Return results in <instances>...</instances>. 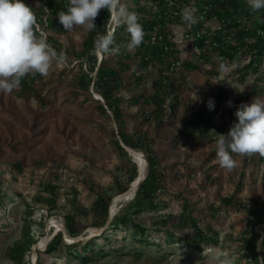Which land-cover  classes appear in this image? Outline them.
<instances>
[{"label": "rangeland", "instance_id": "1", "mask_svg": "<svg viewBox=\"0 0 264 264\" xmlns=\"http://www.w3.org/2000/svg\"><path fill=\"white\" fill-rule=\"evenodd\" d=\"M140 1L139 5L131 0L124 4L139 16L144 13L139 9L145 6L147 11L144 14L147 16L148 11H155L154 5L159 3L158 0ZM194 7L191 9L194 10ZM243 21V24L247 23L245 18ZM179 22H168L165 30L177 41L179 55L186 58L185 61L199 60L193 41L185 36L188 23ZM205 24L208 27L206 34L211 37L218 23L209 21ZM86 34L83 29L76 28L58 36L68 47L63 49L68 60L64 66L54 67L47 77L43 88L47 96L44 104L47 105L42 106L40 99L35 102L34 98L28 100L24 97L20 102L26 108L14 113L15 123H0V264H16L9 251L15 242L25 238L26 216L30 206L34 209L31 218L37 221L31 230L36 242L25 256V264H39V257L43 264H224L225 261H230V264H259L239 257L243 232L250 223L248 212L238 202L224 205L222 201L227 196H234L235 201L252 206L264 202V157L258 154L245 156L240 167L215 176L210 174L212 166H206L208 161L204 153L200 158L202 162H186L187 158L183 162L171 161L163 165L164 173L159 165L160 186L154 198L159 202L158 208L145 210L137 216V221L147 227L150 243L140 242V236H135L129 226L112 225L114 217L134 198L121 199L113 207L116 196L125 192L132 183L128 178L133 163L137 170L138 165L127 151L125 155L117 150L114 139H118L120 144V134L112 113L109 112V116L99 108L103 102L91 92V88L86 91L73 84L81 69H89L88 61L76 55ZM246 43L256 44L249 37ZM203 48L200 51H208L209 46L204 44ZM134 51L130 53L134 54ZM238 57L226 67L225 76L231 82L230 89L242 88L247 92L252 88L264 90V58H256L258 72L252 69L246 72L237 68L255 57L254 53L241 49ZM118 59V55L101 56V61L116 69H119ZM128 61L133 64L134 70L142 68L148 82L159 74V67L155 64L145 68L135 56ZM212 61H215L212 67L220 71L216 54L212 53ZM131 72L129 70L122 74L125 75V83L120 87L119 95L126 118L125 132L135 135L137 127L143 129V123L138 115L141 106H138V102L130 101V96L140 89L134 79L130 81L131 78H128ZM221 72L224 71L218 73ZM242 72L247 73L244 79ZM10 99L5 98V102H11ZM12 113L11 110L6 111V121ZM135 150L141 151L147 158L143 146ZM17 162L22 164L21 169L14 166ZM49 182L55 184L58 193L56 206L52 208L49 202L35 204L34 198L40 192L46 197L52 195L50 191L42 190L43 185ZM121 186L127 189L122 191ZM106 188L111 195L109 214L107 220L100 223L101 215L94 213L92 207L98 193ZM74 207L80 219L81 232L77 236H71L65 224V214L71 213ZM184 212L191 213L200 227L212 226L219 234V242L207 245L203 251L194 250L184 242L168 244V231L177 236L193 231L191 223L182 225L180 216ZM169 213L174 215L173 218L163 222ZM58 223L63 224L64 228L59 227ZM255 229L264 233L260 224H256ZM60 230L64 232L65 243L71 245L101 237L92 244V258L82 260V253L70 252L64 245L53 253L44 252L46 245ZM45 240L44 245L42 242ZM259 245L261 253V242ZM81 248L82 245H78V250Z\"/></svg>", "mask_w": 264, "mask_h": 264}, {"label": "trees", "instance_id": "2", "mask_svg": "<svg viewBox=\"0 0 264 264\" xmlns=\"http://www.w3.org/2000/svg\"><path fill=\"white\" fill-rule=\"evenodd\" d=\"M128 0H122V3ZM159 3L154 5L155 11H148L147 15L144 14L147 9L144 6L140 8V12H144L141 14L139 22L142 24L143 29L145 31L144 41L149 37V32L154 29L155 26L160 25L162 30L164 31V36L167 39V33L165 31L166 25L168 22H177L182 20V10L184 8H188L191 0H158ZM196 5L199 10H205L204 18L207 20H215L218 23V28L216 29L215 35L213 36V41H216L217 45L213 44L212 47H209L204 51H201L200 55H208L207 58H212L211 51H215L218 54L225 56L228 58V61L233 62L234 60H238L239 52L241 49L251 50V53H254L255 57H251L250 61L244 64L242 67H238V71L245 70L247 72L248 69H252L254 72L259 71V64L256 62V58H264V10L260 12H252L251 9L247 5V0H196ZM131 2L139 5L141 3L140 0H131ZM182 3V4H181ZM185 4L184 7L181 5ZM69 4V0H45L42 11L44 13L45 8L48 10V22L47 25L57 24L59 22L58 12L66 11ZM178 5V7H177ZM165 7V9L163 8ZM175 8L180 11L179 15H173L170 13V9ZM243 18L250 24H243ZM96 30L88 33L87 40L84 48L83 59L88 61L89 69L83 70L82 75L79 79V85L81 88L85 90H89L90 84L94 81V90L102 95L105 99L106 104L108 105L111 113L113 114V119L115 120L118 126V133L122 137L124 143L132 148H141L142 146L145 148L147 153V158L149 161V172L144 179V181L140 184L136 195L133 200L118 213L114 220L112 221V225L115 227L121 226H129L131 227L132 233L136 236L139 235L140 242L150 243V236L147 233V227L141 222L137 221V216L145 210H155L158 208L159 202L154 200L155 193L160 186L159 184V173L157 172V168L159 166L158 158L154 152V149L149 143L144 141L143 137H135L133 138L131 135H128L125 132V123L126 118L121 106L122 97L119 95V89L122 85L123 79L120 74L113 67L109 66V64L102 60L97 67L96 70V78L93 79L91 73L95 70L97 66V55L95 52L94 41L97 34H105L107 31H110L112 27L115 33V41L117 44L126 45L130 40V35L126 31L124 26L119 28H115L113 22L110 18V14L106 10H101L98 17L95 20ZM201 23H195L196 29L202 28ZM63 25H61V28ZM249 38H253L256 44H247L246 41ZM49 38V37H48ZM47 41L50 43L49 39ZM229 39L232 42H229ZM135 49V53H130L126 48H122V52L118 55V63L120 64V68L122 71H127L131 64L128 61L131 56H138L139 63L145 67H148L152 63H161L163 61L164 56L168 55V52L162 47H151L150 45L145 44V42ZM166 44L171 45L169 41L166 40ZM205 41L203 38L198 39L196 41V45L200 48H203ZM173 53V51H171ZM199 55V57H201ZM230 58V59H229ZM225 59L220 60V64L225 63ZM245 72H242V79L246 77ZM142 78V75H139L137 81ZM164 78V77H161ZM224 84H222V87ZM251 94H254L256 91L254 88L251 89ZM160 96V90L157 88L153 95H150V99L154 100ZM224 93L220 95L222 98ZM241 101L238 99L233 104L232 108L233 116L230 119V123L237 122V117L235 116V112L240 106ZM157 105L160 102H156ZM221 106V102L219 100L218 106L215 111L219 109ZM99 108L107 115L110 116L107 109L103 104L100 103ZM215 113V112H214ZM214 113H209V115H205L204 113L197 114L193 120L197 123H204L203 130L209 131L213 127V122H216L214 119ZM217 123V122H216ZM207 135H202V137H206ZM208 137V136H207ZM209 139V137L207 138ZM114 143L117 147V150L121 154L127 155L126 150L119 144L118 139H114ZM14 166L18 169L22 168V164L17 162ZM138 175V170L136 164L133 163V167L131 170V174L128 178V181L132 182L136 176ZM122 191L126 190L127 187L121 186ZM43 191H50L52 195L50 197H46L42 192L35 195V204H40L43 202H49L50 207L56 206V196L58 195L55 190V184L53 182L46 183L43 185ZM110 191L109 189H104V192H100L97 195V198L93 202V211L97 215H101V222H105L108 218L109 214V202H110ZM224 205H232L238 202L240 207H245L246 211L249 215V225L243 232L242 239V248L240 250V258H245L246 260H250L254 263L264 264V233L257 231L255 229L256 224H260L263 227L264 231V202H257L256 206H252L250 204L243 203L241 201H235L234 196H227L222 199ZM213 208L215 205H211ZM33 206H30L28 211V215L26 216L25 230L26 235L25 238L17 241L10 248L9 256L16 262V264H25V256L31 250L32 245L36 242L34 239V235L31 230L33 225L36 224V220L32 219ZM185 211V210H184ZM79 212L73 208L71 213L65 214V224L66 230L71 236H77L80 234L81 229L79 227ZM173 214L169 213L163 218V222H167L169 219L173 218ZM182 225H187L191 223L193 225V231H188L184 236H177L173 232H167V242L168 244H176L184 242L186 246L197 250L203 251L207 245L209 244H217L219 242V234L218 232L212 228V226L208 225L207 228H202L199 226L198 221L192 216L191 213L184 212L181 216ZM98 219V218H97ZM262 237V238H261ZM101 237H97L94 240H85V241H77L74 244H67L64 241V232L58 231L57 234L50 240V242L46 245L44 252L50 254L59 249L60 246H65L70 252H76L77 254L82 253V260L91 259L93 254L92 247L93 242H96ZM261 242V253L259 252V243ZM78 245H82V248L78 250ZM138 252L137 254H140ZM41 257H39V264H43L41 261Z\"/></svg>", "mask_w": 264, "mask_h": 264}, {"label": "crops", "instance_id": "3", "mask_svg": "<svg viewBox=\"0 0 264 264\" xmlns=\"http://www.w3.org/2000/svg\"><path fill=\"white\" fill-rule=\"evenodd\" d=\"M44 2L45 0H24L25 4L35 10L37 21L40 23L44 14L42 11ZM37 5L40 7L37 8ZM61 25V23H57L54 25L49 24L45 27L50 44L57 52L68 49L67 45L58 37L61 33H65V29L61 28ZM88 33L82 43V47L76 52V55L82 58ZM165 57L161 63H155L159 67V74L151 82H148L147 78H145L146 73L142 71V68L134 70L132 63H130L131 66L127 71L121 70L118 61L119 69L109 65L116 69L122 77L123 82L121 86L125 83V75L122 74L131 70L132 72L128 74V78H131L130 81L134 79L135 84L140 88L136 89L135 94L130 96V101L138 102V106H141L139 107L140 114L138 113V115H140L139 118L143 123V129L137 127L135 135L131 136L133 138L143 137L144 141L153 147L162 173H164L163 165L170 164L171 161L183 162L187 158L188 161L186 162H202L200 158L203 153L204 156L207 155L208 162L206 166H212L210 171L212 176L218 173L228 172L218 163L216 141L218 140V135H226L234 123H230L231 118L227 121L220 120L215 116V109L218 106V102L220 100L221 106L232 117L233 103L236 100L239 99L241 101L239 103L240 105L251 104L257 97L264 98V90L254 88L256 92L251 94V89H249V92L246 89L236 87L235 89H230L229 84L231 82L226 78L225 71L218 73L220 71L212 67L215 61H212V58H207V56H198L199 60L196 59L198 61L184 60L182 69L170 77H165L162 73V70L167 67ZM152 65L154 63L149 66L151 67ZM223 65L228 67L230 61L225 59ZM218 69L220 70V68ZM82 71L81 69L78 75L75 76L73 84L79 87V89L85 90L79 85V79L83 74ZM139 75H142V78L138 83L137 79ZM47 80L48 78L42 77L39 74L35 76L29 75L21 80L20 87L11 94L0 93V123H15L14 113L20 111L21 108H26V105L20 102L24 97L28 100L34 98L35 102L40 99L42 106L47 105L44 104L47 101V96L43 90ZM222 84H224V88ZM92 85L93 83L90 84V88ZM157 88L160 90V96L154 100L150 99V95H153ZM223 93L224 96L221 98L220 95ZM7 97L11 98V102H5V98ZM157 101L160 104L157 105ZM210 101L214 105L211 110L208 107ZM7 110H11L13 113L6 121L5 114ZM200 113H204L205 115L214 113V119L217 123L213 122V127L209 131L203 130L202 126L204 123H197L193 120ZM202 135H207L209 139H207V136L202 137ZM236 157L238 160V168L242 165L245 156Z\"/></svg>", "mask_w": 264, "mask_h": 264}, {"label": "clouds", "instance_id": "4", "mask_svg": "<svg viewBox=\"0 0 264 264\" xmlns=\"http://www.w3.org/2000/svg\"><path fill=\"white\" fill-rule=\"evenodd\" d=\"M247 5L252 12L264 10V0H247ZM101 10L110 14L115 28H126L130 40L126 45H120L115 41L114 31L97 34L94 45L98 56H117L122 48L131 52L143 43L145 31L139 22L140 16L130 11L122 0H69L67 10L58 12V18L66 32L76 28L91 32L96 30L95 20ZM181 16L188 24L197 23L191 8H184ZM67 60L66 53L63 50L57 52L48 43L46 33L39 30L32 7L24 0H0V93L11 94L29 75L47 78L54 67L66 65ZM219 67L220 71H227L223 64ZM208 107L210 110L214 107L211 101ZM235 116L237 122L226 135L219 134L216 141L218 163L227 171L238 166L235 156L258 154L264 157V98L257 97L251 104H241ZM224 264H230V261Z\"/></svg>", "mask_w": 264, "mask_h": 264}, {"label": "built area", "instance_id": "5", "mask_svg": "<svg viewBox=\"0 0 264 264\" xmlns=\"http://www.w3.org/2000/svg\"><path fill=\"white\" fill-rule=\"evenodd\" d=\"M196 0H191L190 1V5L188 6V8H191L192 6H195L194 8V14L197 17V23H201L202 28L201 29H196L195 28V24H187V29H186V38L188 40L193 41V46L194 48L197 49V53L200 55L201 54V48L198 47L196 45V41H198V39L203 38L205 41V44L208 45L209 47H212V45L216 44V41H213V36L215 35L216 29L219 27L217 25V28L213 29V31H215L213 33V35L211 37L207 36L206 32L208 30V27H206L207 22L212 21V20H207L204 18V13L205 10H199L197 5H196ZM182 4V3H181ZM182 7L185 6V4L183 3V5H181ZM178 7V5H177ZM165 9V7H163ZM170 13H172L173 15H179L180 11H178L175 8H171ZM48 10L45 9L44 14H43V18L41 23L39 21H37V26L39 28L40 31H44L46 33V36L48 38V34L46 32V26H47V22H48ZM214 21V20H213ZM179 22V21H177ZM183 22V19L179 22L181 23ZM167 33V30H165ZM167 39L164 36V31L162 30V27L160 25H157L154 27V29L152 31L149 32V37L144 41L145 44L150 45L151 47H162L164 48L167 52L168 55H166L165 60L166 61V65L167 67L164 68L162 70V73L165 77H170L172 75H174L175 73H177V71H179L180 69H182L183 67V61L186 59H183L184 57H182L181 55H179V46L177 45V41H175L173 39V36L167 33ZM166 40L169 41L171 43V45L166 44ZM230 40V39H229ZM49 43V42H48ZM205 48V47H204ZM202 48V49H204ZM173 55L171 53V51H173ZM178 51V52H176ZM135 53V51H134ZM213 54H216V56H218V61L222 60V59H226L225 56L218 54L217 52H211ZM98 59H97V66L95 67V70L91 73V76L93 77V79L96 78V70L98 65L101 62V56L99 57L97 55ZM137 59L139 58L138 56H135ZM191 59V58H190ZM94 85V81L92 82ZM91 92H93L95 95H97V98L101 101L103 98L99 93H96L94 91V87L91 89ZM105 108L107 109L108 113H111V110L109 109L108 105L106 103H104ZM215 116L218 117L220 120H229L231 118L230 113H227L226 110H224V108L222 106L219 107V109L216 111Z\"/></svg>", "mask_w": 264, "mask_h": 264}, {"label": "bare ground", "instance_id": "6", "mask_svg": "<svg viewBox=\"0 0 264 264\" xmlns=\"http://www.w3.org/2000/svg\"><path fill=\"white\" fill-rule=\"evenodd\" d=\"M131 152H132L131 154H132L133 158L136 160V162L138 164L139 177L142 178V177H144V175L146 174V171H147V160H146V157L141 151L132 149ZM138 182H139V178L133 180L132 183L130 184V186L128 187V189L125 192H123V193L119 194L118 196H116V198L114 199L113 207L115 206V202H117V201H119L121 199H124V198L133 197L134 194H135V191H136V189L138 187ZM58 226L64 228L63 224H61V223L60 224L58 223ZM45 242H46V240L43 241L42 244L45 245L46 244Z\"/></svg>", "mask_w": 264, "mask_h": 264}, {"label": "water", "instance_id": "7", "mask_svg": "<svg viewBox=\"0 0 264 264\" xmlns=\"http://www.w3.org/2000/svg\"><path fill=\"white\" fill-rule=\"evenodd\" d=\"M93 88V85L91 86V89ZM103 98V97H102ZM102 102H103V104L105 103V100H104V98L101 100ZM119 137V139H120V145L129 153V154H131L132 152H131V150L133 149V148H131V147H129V146H127L122 140H121V138H120V136H118ZM132 155V154H131ZM146 160H147V171H146V174L144 175V177H142V178H140L139 177V168H138V175L136 176V178L135 179H138L139 178V182H138V187H137V189H136V191H135V194H134V196L136 195V193H137V190H138V188H139V186H140V184L142 183V181L146 178V176H147V172H148V166H149V162H148V159L146 158ZM137 163V162H136ZM138 165V164H137ZM134 179V180H135Z\"/></svg>", "mask_w": 264, "mask_h": 264}]
</instances>
